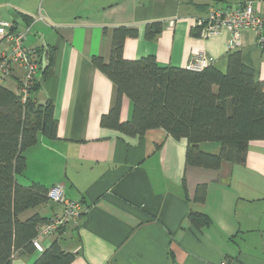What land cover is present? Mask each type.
<instances>
[{"label": "crops", "instance_id": "1", "mask_svg": "<svg viewBox=\"0 0 264 264\" xmlns=\"http://www.w3.org/2000/svg\"><path fill=\"white\" fill-rule=\"evenodd\" d=\"M37 1L26 6L0 0V19L15 20L16 30L33 31L25 36L27 46H41L43 39L53 48L36 96L52 101L57 138L40 136L25 151L23 177L48 188L60 185L67 198L82 203L80 217L51 236L75 253L69 264H264V139L248 144L244 163L222 161L214 170L186 165V140L161 128L141 136L101 128L114 85L90 60L92 55L107 59L111 29L127 25L138 34L126 38V58L153 54L162 65L185 67L201 53L225 71L229 32L194 34L195 18L212 5L240 1L264 12V0ZM12 7L30 15L29 23L20 25V12ZM151 21H161L162 30L150 40L144 26ZM237 48L264 83V51L254 34L243 31ZM22 75L14 64L9 74L0 70V82L17 90ZM129 115L130 101L123 97L120 120ZM201 147L215 152L218 145ZM199 184L206 185L201 203L194 201ZM56 204L52 214L61 211ZM37 207L26 215L42 214ZM190 210L207 214L210 224L199 231L188 221ZM37 256L38 251L15 255L11 264H32Z\"/></svg>", "mask_w": 264, "mask_h": 264}, {"label": "trees", "instance_id": "2", "mask_svg": "<svg viewBox=\"0 0 264 264\" xmlns=\"http://www.w3.org/2000/svg\"><path fill=\"white\" fill-rule=\"evenodd\" d=\"M18 12L29 23L30 15ZM193 27V33L199 34L200 27ZM161 30V21L148 22L144 36L151 40ZM137 34L132 26H114L107 59L90 57L114 85L111 106L100 117L101 128L113 129L121 136H141L161 128L175 139L184 138L188 166L216 170L222 161L244 163L248 144L264 139V83L243 62L240 49L228 51L225 71L211 62L201 69L162 65L153 54L124 57L126 38ZM35 49L41 60L43 48ZM52 49L49 47V65ZM49 65L27 86L25 98L18 92L21 79L17 90L0 82V264H11L15 255L37 251L32 242L38 227L50 217L39 212L26 215L49 200L48 187L39 181L25 184L19 180L26 168L25 151L38 143L40 136L57 138L53 103L50 99L40 102L36 96ZM123 97L130 101L126 120H120ZM203 143H215L218 148L215 152L203 150ZM205 186L196 187L194 201H204ZM188 221L199 231L210 224L207 214L193 210ZM42 244L43 250L32 264H69L74 259L75 253L63 250L58 236Z\"/></svg>", "mask_w": 264, "mask_h": 264}, {"label": "built area", "instance_id": "3", "mask_svg": "<svg viewBox=\"0 0 264 264\" xmlns=\"http://www.w3.org/2000/svg\"><path fill=\"white\" fill-rule=\"evenodd\" d=\"M194 25L200 27L199 34L202 37L214 35L222 30L230 34L228 50L237 48L243 31H251L260 50L264 51V12L254 8L251 1H240L227 6L212 5L202 17L194 20ZM15 23L0 19V43L5 47L0 51V70L3 74H9L14 64L23 69L21 88L19 94L25 98L27 86L31 85L38 76L41 60L35 47L25 44V36L28 27L16 30ZM209 60L201 53L194 55L187 67L201 69L209 64ZM49 199L61 205V211L51 215L47 221L38 227V233L32 244L38 252L43 250V239H49L60 229L80 217L84 207L80 201L67 198L60 185L48 188Z\"/></svg>", "mask_w": 264, "mask_h": 264}, {"label": "rangeland", "instance_id": "4", "mask_svg": "<svg viewBox=\"0 0 264 264\" xmlns=\"http://www.w3.org/2000/svg\"><path fill=\"white\" fill-rule=\"evenodd\" d=\"M2 2L1 3H3V4H6V3H4L5 2V0H1ZM14 2H16V3H18V4H26V6H27V4H29V2H31V3H35V1H37V0H13ZM40 1H42V0H40ZM40 1H37V4H39V2ZM7 2V1H6ZM9 2V1H8ZM35 5H36V3H35ZM1 6V5H0ZM12 10L13 11H17L18 12V9L17 8H13L12 7ZM20 10V9H19ZM11 13V12H10ZM13 13V12H12ZM6 14V17H8V19H10V15H8L7 13H5ZM4 20H6V19H4ZM41 22V21H40ZM19 24L20 25H22V26H24L25 24H26V22L23 20V18H20V21H19ZM227 31V30H226ZM32 34H34L33 33V31H31L30 33H28V35H32ZM5 47V44L4 43H0V51L3 49ZM9 86V85H8ZM10 87V86H9ZM11 88V87H10ZM23 175L24 176H26L27 175V172L26 171H24V173H23ZM19 180L20 181H23L24 180V177L23 176H20L19 177ZM25 181V180H24ZM25 182H27V181H25ZM30 182V181H29ZM28 183V182H27ZM51 205H52V207H54L53 209H55V210H57V207H55V206H57V204H56V202H53L51 199H49L46 203H44V204H41L40 206H38L36 209H38V211H40L42 214H52V208H51ZM28 211H30V210H28ZM28 211H27V213H28ZM60 212V211H59ZM54 214V213H53ZM52 214V215H53Z\"/></svg>", "mask_w": 264, "mask_h": 264}, {"label": "water", "instance_id": "5", "mask_svg": "<svg viewBox=\"0 0 264 264\" xmlns=\"http://www.w3.org/2000/svg\"><path fill=\"white\" fill-rule=\"evenodd\" d=\"M41 38H42V35H41ZM41 47L43 48L41 66H40V71L42 73L46 69V67H48L49 65V47L43 39H41Z\"/></svg>", "mask_w": 264, "mask_h": 264}]
</instances>
